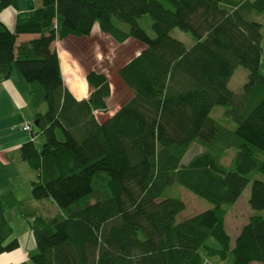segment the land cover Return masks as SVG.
Segmentation results:
<instances>
[{"label":"trees","instance_id":"16d2710c","mask_svg":"<svg viewBox=\"0 0 264 264\" xmlns=\"http://www.w3.org/2000/svg\"><path fill=\"white\" fill-rule=\"evenodd\" d=\"M17 1L0 0V14ZM36 1L14 29L0 19V75L17 71L30 86L38 125L21 158L39 174L33 199L51 200L60 212L45 216L7 195L0 255L20 247L6 218L18 207L32 219L36 243L19 264H264L263 181L251 184L253 213L234 242L226 229L252 175L264 174V36L251 19L264 13V0ZM144 16L154 37L139 24ZM96 25L118 44L144 47L117 71L131 93L119 105L121 95L96 69L86 76L88 98L78 100L53 48L68 37L91 38ZM175 29L189 33L193 46L172 37ZM22 35L35 37L19 43ZM238 67L249 73L239 94L229 87ZM219 106L229 107L234 130L211 117ZM195 145L203 151L184 163ZM175 185L212 208L180 220L185 203L166 195Z\"/></svg>","mask_w":264,"mask_h":264},{"label":"crops","instance_id":"0c3cea01","mask_svg":"<svg viewBox=\"0 0 264 264\" xmlns=\"http://www.w3.org/2000/svg\"><path fill=\"white\" fill-rule=\"evenodd\" d=\"M39 5L40 4L36 0H18L15 7L8 8L0 14V19L10 29H14L17 23L25 21L28 18V15L33 10L38 8ZM96 33L104 36L103 38H106V40L107 38L108 40H113L110 36L103 34L100 31L98 25L94 27L92 36ZM34 37L35 36L33 35H22L20 36L18 41H29ZM77 40L82 39L68 37L64 41H58L54 43L53 48L58 52L59 58L62 57V51L64 50L71 55L70 57H72V59L74 58V60L78 62L79 65L76 64L78 66V70H76L75 76L71 79V81H84L86 83V76L90 69L82 67V65L80 64V60L76 55V52L72 50L69 44ZM132 41L134 40L130 39L123 44H118L117 42H115V44L120 47L127 46V44ZM61 42L64 44L63 47L61 45ZM137 47L140 49V51L135 54V56H138L144 49V47L139 43H137ZM125 48L126 52L128 53L129 47ZM131 50L133 49H130V54H132ZM60 64L63 79L68 89L78 100L88 98L91 92L90 86L86 83L88 92L84 95H80L77 92L76 88H73L67 83V79L69 78L65 76V68L63 67L61 59ZM67 66L73 67L68 63ZM29 91L30 86L23 79L19 72L14 71L9 79H4L0 75V201L4 200L7 195L14 194L16 199L21 202H25L28 205V209L39 211L38 208H40L41 203L39 201H35L31 193V183L38 179L39 174L36 171L32 170L30 166L22 160L20 152V147L32 140V134L27 133L22 129V125L31 120L30 117L34 119V114L31 109L32 106L29 98ZM123 91L126 92V94L128 93L129 97L131 96V93L127 92L126 90ZM117 104H121V101ZM43 108L44 107L41 108L42 111ZM104 116L108 118L109 114L107 113ZM23 189L25 196L22 195L21 192V190ZM48 202L50 201L48 200ZM49 204V207H51L54 215L60 212L59 208L53 201H51V203ZM23 209H19L18 207H16L6 211V218L13 227V238H17L20 244V247L15 250L21 252V260L19 263L26 262L29 259V255L36 252V243L30 228V222L32 219L25 218L23 216ZM12 217H14V219L10 220L12 219ZM17 217L20 219H17ZM13 222H15L16 224L20 223L17 229L15 228L16 224L14 225ZM11 253L12 252L4 253L1 256H9L6 254ZM13 258L15 257H3L2 260L4 263L15 264L16 260H14Z\"/></svg>","mask_w":264,"mask_h":264},{"label":"rangeland","instance_id":"374dc122","mask_svg":"<svg viewBox=\"0 0 264 264\" xmlns=\"http://www.w3.org/2000/svg\"><path fill=\"white\" fill-rule=\"evenodd\" d=\"M251 19L254 21H257L263 25V36H264V13L263 14H253ZM139 24L147 31L149 36L154 37L155 34L152 29V19L150 16H144L142 19L139 20ZM104 36H101L100 34H95L89 39H82L77 40L74 42L69 43L70 47L74 52H76L77 57L80 60V64L84 68L88 69H96L102 72H105L107 76H109V79L112 83L114 94L115 95H121L122 100H126L129 95L128 93L123 91L122 84L119 80V77L117 75L118 69L124 65L126 62L129 61V59L132 56H135L140 49L137 47V43L132 41L127 46H118L115 44V41L113 40H106V38H103ZM172 37L182 41L187 47H191L194 44V40L192 36L189 33L182 32L179 29H175L172 32ZM21 40H19L20 43ZM62 47L64 44L61 42ZM262 46L264 49V37ZM120 47V48H118ZM128 48V53L126 52V48ZM132 51V54L129 53L130 49ZM125 49V51H124ZM69 51V50H67ZM124 51V52H122ZM120 53V54H119ZM131 55V56H129ZM71 55L68 52L62 51V57L60 59L62 60L63 67L65 68V76L69 79H67V83L72 86L73 88L77 89V92L80 95H84L88 92L87 85L84 81H75L72 82L71 79L75 76L76 70H78V62L72 59L70 57ZM66 61V62H65ZM68 64H71L73 67L67 66ZM79 65V64H78ZM260 72L264 76V52L262 56V62H261V68ZM249 73L248 71L243 67H238L230 81L229 87L232 91L239 94L242 92V89L244 85L248 82ZM229 107L225 106H219L216 107L212 113L211 117L217 121L219 124L226 126L232 130L236 128V124L230 119L229 116L226 115L227 110ZM46 110V106H44L43 111ZM104 119H106L105 116H103ZM31 120L29 122L31 124L34 123V119L30 117ZM60 140H63V135L59 133ZM37 145L41 146V141H37ZM203 149L200 146H193L190 151L187 153V155L184 158V163H188L193 155L202 152ZM236 150L231 149L228 151L226 158L224 159V164L230 166L232 164V161L235 157ZM253 180H260L264 182V174L256 173L252 175V180L243 192L242 196L238 200V203L232 207L230 210L227 218H226V229L228 234L230 235L232 242L235 241L236 237L239 235L241 229L248 221V214H252L253 211L250 208L249 200L251 195V184ZM22 195L24 194V189L21 190ZM166 195L168 197H175L178 199H181L185 205V210L181 213L179 219L185 220L194 217L195 215L204 212L210 208H212V204L209 202L199 198L194 193L190 192L189 190L185 189L184 187L180 185H175L171 188H169L166 191ZM42 200L39 201L41 203V206L39 209L40 214L45 216H53V211L51 207H49V203H51V200ZM38 202V201H37ZM45 206V207H44ZM14 217H12L13 220ZM17 219H20L17 217ZM15 225L16 223L13 222ZM19 224L15 225V228L19 227ZM14 237V234H13ZM9 256H1L0 255V264H9L3 262V257H15L13 258L16 260L15 264H18L21 260V252L15 251L11 254H6ZM29 260V259H28ZM2 262V263H1ZM227 264V263H223Z\"/></svg>","mask_w":264,"mask_h":264},{"label":"built area","instance_id":"2783aa9c","mask_svg":"<svg viewBox=\"0 0 264 264\" xmlns=\"http://www.w3.org/2000/svg\"><path fill=\"white\" fill-rule=\"evenodd\" d=\"M22 129L25 132L32 133L33 127H32V124L26 122L23 124Z\"/></svg>","mask_w":264,"mask_h":264},{"label":"water","instance_id":"95a60500","mask_svg":"<svg viewBox=\"0 0 264 264\" xmlns=\"http://www.w3.org/2000/svg\"><path fill=\"white\" fill-rule=\"evenodd\" d=\"M34 125H35V126H37V125H38V122H37V121H35V122H34Z\"/></svg>","mask_w":264,"mask_h":264}]
</instances>
